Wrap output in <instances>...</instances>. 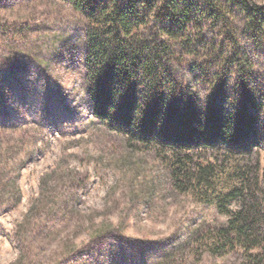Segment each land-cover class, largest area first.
<instances>
[{
	"label": "rangeland",
	"instance_id": "rangeland-1",
	"mask_svg": "<svg viewBox=\"0 0 264 264\" xmlns=\"http://www.w3.org/2000/svg\"><path fill=\"white\" fill-rule=\"evenodd\" d=\"M166 1L177 11L159 17ZM90 2L0 0V264H251L264 227L251 251L215 242L240 202L225 213L201 187H177L172 148L95 117L89 34L116 31L105 15L130 0ZM141 13L129 39L161 49L199 113L248 100L264 120V19L253 25L237 0H153ZM254 152L262 183L264 143ZM186 154L195 168L221 162L219 190L235 185L222 148Z\"/></svg>",
	"mask_w": 264,
	"mask_h": 264
},
{
	"label": "trees",
	"instance_id": "trees-1",
	"mask_svg": "<svg viewBox=\"0 0 264 264\" xmlns=\"http://www.w3.org/2000/svg\"><path fill=\"white\" fill-rule=\"evenodd\" d=\"M250 11L253 25L264 19V7L251 0H237ZM153 0H130L126 10L116 8L108 16L116 31L103 30L89 34L85 54L89 85L87 94L92 100L96 118L118 126L129 138L142 136L143 140L172 148V178L177 187L189 191L201 187L210 204H219L230 213L234 201L241 204L227 224L217 230L215 242H226L235 247L239 243L246 251L260 245L264 227V180L257 174L259 162L254 159V149L264 143V120L256 111H250L251 101L234 103L232 111L214 107L199 113L192 101L190 90L180 85L174 73L168 72L161 49H151L147 54L137 49L129 39L135 21L141 19V7L150 6ZM168 1L159 17H168L177 11L168 7ZM96 11L99 0L88 6ZM114 29V28H113ZM165 49V48H164ZM246 86L242 81L232 93ZM142 87V89H141ZM221 97L230 100L228 90L220 89ZM150 138V139H149ZM222 148L234 160L235 185L219 190V176L214 166L194 167V148ZM197 185V186H196ZM251 264H264V254L251 256Z\"/></svg>",
	"mask_w": 264,
	"mask_h": 264
}]
</instances>
